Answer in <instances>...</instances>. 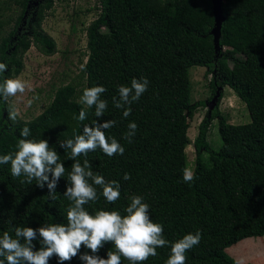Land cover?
<instances>
[{"label": "trees", "instance_id": "16d2710c", "mask_svg": "<svg viewBox=\"0 0 264 264\" xmlns=\"http://www.w3.org/2000/svg\"><path fill=\"white\" fill-rule=\"evenodd\" d=\"M54 4L55 0H3L0 62L8 65L3 77L15 78L23 71L24 56L32 46L47 55L57 52L55 39L42 27ZM97 4L98 16L87 28L84 71L86 88H106L101 95L108 102L104 116L96 118L94 107L78 102L73 83L59 87L50 105L31 120L7 121L6 109L12 103L10 99L0 102V155L15 151L19 130L28 126L29 138L48 140L66 169L56 199L51 200L46 186L38 188L35 180L22 184L24 177H13L10 164L0 165V235L9 231L14 236V226L67 223L72 202L64 192L74 161L57 141L81 134L83 125L96 119L101 123L112 119L116 125L106 135L120 142L124 154L110 158L97 149L79 159L81 163L87 159L91 170L107 181H118L121 196L109 204L96 186L98 199L85 205L86 210L92 214L98 209L118 210L124 215L129 197L141 195L150 205L151 219L163 225L165 239L202 233L200 244L186 253L187 264H240L226 249L264 236V0H223L225 18L218 36L213 32L216 19L211 0H97ZM7 9L19 12L4 19ZM102 27L109 32L106 38L98 34ZM194 66L205 67L212 75L209 102L215 99L216 103L200 123L194 141L195 179L184 183L182 170L190 168L186 151L191 143L190 120L208 104L192 102L190 69ZM144 77L148 89L125 119L112 104L117 85L130 86L133 78ZM226 85L246 104L250 122L232 124L221 115L219 103ZM82 108L87 119H73ZM217 117L222 139L218 150L208 143L210 125ZM130 122L138 125L131 143L123 138ZM125 173L131 179L125 181ZM33 243L38 250L39 241ZM109 250L115 251L114 246L106 243L98 255L107 258ZM83 252L92 254L82 246ZM157 253L144 264H165L170 248H158ZM49 264H58L57 259L53 257ZM65 264L83 262L76 257Z\"/></svg>", "mask_w": 264, "mask_h": 264}, {"label": "clouds", "instance_id": "9594fccd", "mask_svg": "<svg viewBox=\"0 0 264 264\" xmlns=\"http://www.w3.org/2000/svg\"><path fill=\"white\" fill-rule=\"evenodd\" d=\"M8 71L7 63L0 62V102L7 103L18 93L23 94L26 83L19 78L3 77ZM149 80L133 78L128 85H117L118 95L112 98V104L120 109L126 119L131 115V105L138 102L147 91ZM106 92L104 86H93L83 90L79 103L94 107L96 118H102L108 109V102L101 99ZM32 101H29L31 104ZM7 121L15 123L19 110L15 104H8ZM73 119L83 122L87 113L83 108L79 116ZM116 125L115 120H106L101 123L95 120L91 125L84 124L81 134H74L73 138L58 140L59 148L69 153L74 161L71 172L68 173L69 186L64 196L72 203L67 209L66 224H44L38 228L14 226V236L9 231L0 235V264H49L55 257L58 264L70 262L79 257L83 264H122V257L129 264H144L150 257L158 255L157 249L165 246L170 248L165 264H187L186 253L200 244L202 233H188L175 241L164 238V228L154 222L149 214L150 205L141 195L129 197V204L122 215L118 210L98 209L94 214L86 210L85 205L98 199L97 187L105 201L114 204L120 199V184L118 181H107L103 175L91 170L87 159L81 163L79 157H87L89 152L101 150L108 157L123 155L125 148L115 138H109L106 130ZM138 125L130 122L123 138L131 143L136 135ZM31 130L28 126L19 130V139L15 151L0 155V165L10 164V174L15 177H24L22 184H32L48 189V196L55 200V190L65 175L64 163L60 162V155L49 146L46 139H30ZM184 183L193 182L194 173L190 168L183 170ZM125 181L131 179L125 173ZM9 223L11 221L9 220ZM39 241L40 248L34 250V241ZM23 241V242H21ZM106 243H111L115 251L109 250L107 258L98 255ZM82 246L91 251L81 253Z\"/></svg>", "mask_w": 264, "mask_h": 264}, {"label": "rangeland", "instance_id": "374dc122", "mask_svg": "<svg viewBox=\"0 0 264 264\" xmlns=\"http://www.w3.org/2000/svg\"><path fill=\"white\" fill-rule=\"evenodd\" d=\"M3 0H0V6ZM97 0H55L53 8L43 21L42 27L51 35L57 45V52L47 55L36 46H32L24 56V69L15 78L26 83L23 94L10 98L12 104L19 110L23 120H31L41 114L52 102L56 90L66 84L77 86L79 97L87 87L85 64L88 59L87 28L98 16ZM17 9H7L3 17H16ZM2 13V11H0ZM99 36L106 38L109 32L106 27L98 31ZM192 81V102H208L206 107H200L190 120L188 135L191 143L186 151L189 167H195L197 151L194 141L199 133L200 123L206 118L212 108L209 100L213 97L211 87L212 75L201 66L190 69ZM29 101H32L29 104ZM221 115L226 116L229 123L244 124L251 121L246 104L237 96L235 91L226 85L223 98L219 103ZM220 118L217 117L210 125L208 143L210 149L218 150L222 146L219 132ZM208 156V152L204 151ZM227 252L240 264H264V236L244 239L231 247Z\"/></svg>", "mask_w": 264, "mask_h": 264}, {"label": "water", "instance_id": "95a60500", "mask_svg": "<svg viewBox=\"0 0 264 264\" xmlns=\"http://www.w3.org/2000/svg\"><path fill=\"white\" fill-rule=\"evenodd\" d=\"M213 3V10H214V15H215V19H216V25L215 28L213 30V32L216 34V36H218L220 34L221 31V26H222V22L224 20V15H223V9H222V3L223 0H211ZM222 88L219 89V91H221ZM219 93V92H218ZM218 97V95H217ZM215 99L209 104L212 105V108L209 110L211 111L214 108V104H215Z\"/></svg>", "mask_w": 264, "mask_h": 264}]
</instances>
